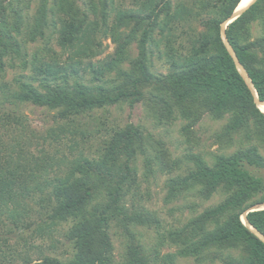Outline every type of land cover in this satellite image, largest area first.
Here are the masks:
<instances>
[{
    "label": "trees",
    "instance_id": "1",
    "mask_svg": "<svg viewBox=\"0 0 264 264\" xmlns=\"http://www.w3.org/2000/svg\"><path fill=\"white\" fill-rule=\"evenodd\" d=\"M241 1L134 0L135 9L112 8L115 17L111 25L104 22L102 32L115 44V51L102 61H95L103 53L97 39L99 23L89 21L85 12L67 1L66 5L58 3L56 43L62 52L68 53V58L62 61L47 46L43 55L36 54L31 61L32 79L40 83L43 91L24 83L10 97L16 105L32 103L59 110L58 117L65 122L59 131L81 133L83 137V141L73 140L72 151L79 147V141L84 142L90 136L89 129H80L82 119L90 118V122L97 123L96 111L124 102L133 106L145 98L146 89L149 101L166 118L175 110L193 121L204 112L216 120L228 117L224 137L233 142L235 136H240V144L247 146L215 156L212 165L195 157L188 175L172 180L173 194L195 191L205 200L220 190L225 194L220 203L192 218L177 241L188 245L181 251L184 256L219 259L223 264H264V241L243 223L244 217L264 236V208L255 209L264 205V176L251 170H264V112L257 106V100L264 102V0H256L224 30L252 88L222 36V25L229 21ZM101 5L106 20L109 1L102 0ZM92 7L96 8L94 3ZM5 12L6 7L0 5V61L9 51L20 52V43L12 32L20 31L21 16L15 12L11 27ZM36 23V31L43 36L42 28L47 25L46 2L39 9ZM133 41L137 42L138 55L130 61V70L125 71L122 65L130 60ZM151 47L156 50L163 47L161 54L169 68L166 75L151 72ZM112 73L121 77L119 84L91 87L82 82L89 76L92 82L105 83ZM76 124L79 132L68 128L71 125L75 128ZM14 125L20 136L15 135L16 143L12 144L4 138L9 133L1 134V130L6 133ZM26 128L22 116L14 112L0 115V226L6 216L18 227L25 199L36 191L44 194V188L51 186L50 219L53 225L72 221L66 237L74 253L65 262L45 256L36 262L26 259L22 264H113L109 234L112 221L123 227L157 223L150 213L129 214L122 204L124 185L133 181L136 172L133 164L143 145L142 133L136 126L113 128L94 156L80 151L71 160L65 158L64 176H56L52 182L45 177L44 187L37 182L41 175L37 172L47 175V169L53 166L37 163L31 150L26 149L27 142L23 145ZM53 134L57 136L56 132ZM100 191L106 193L108 200L88 211ZM129 234L132 242L123 264H150L142 246ZM0 264L13 263L0 253Z\"/></svg>",
    "mask_w": 264,
    "mask_h": 264
},
{
    "label": "rangeland",
    "instance_id": "2",
    "mask_svg": "<svg viewBox=\"0 0 264 264\" xmlns=\"http://www.w3.org/2000/svg\"><path fill=\"white\" fill-rule=\"evenodd\" d=\"M66 1L69 5L73 4L80 12H85L89 21L99 23L97 39L102 44L103 53L95 61H102L115 51V44L102 32L104 22L111 25L115 17L112 8L117 11L137 8L134 0H113L112 5L111 0H108L105 20L102 14V0H0V5L6 7L5 15L11 27L15 20V12L19 13L22 19L20 31L12 32L20 43V52L9 51L0 61L2 62L0 115L14 112L22 116L27 124L23 145L27 142L29 147L26 149L31 150L37 163L47 162L53 166L52 169H47V175L42 171L37 172L38 175L41 174L37 182H42L41 185L43 184L44 187L45 177L48 178V182H52L56 176H64L65 158L71 160L80 151L94 156L101 148L102 140L113 128L132 124L142 133L143 145L133 164L136 170L133 181L124 185L122 204L129 214L150 213L157 219V223L127 224L123 227L112 221L109 234L113 244V264H123L125 261L128 245L132 242L129 232L134 236L133 241L144 249L150 264H223L219 259L182 255L181 251L188 245L177 241V236L185 230L192 218L220 203L225 197L224 192L218 191L209 200L202 199L195 191L176 192L174 195L171 182L178 177L188 175L194 167L195 157H201L212 165L215 156L228 155L247 146L240 144V136H235L233 142L224 137V127L228 117L216 120L209 113L204 112L199 119L193 121L186 119L175 110L172 116L166 118L149 101L150 93L146 89L145 98L133 106L124 102L96 111L94 118L98 120L97 123L90 122V118L82 119L80 129H89L90 136L84 139V142L79 141V147L72 151L70 145L73 140L83 141V137L81 133L72 135L69 132L59 131V127L65 124L58 117L59 110L35 106L32 103L16 105L10 97V93L19 91L24 83H30L40 89V83L32 79L31 61L34 55H43L47 46L52 47L61 56L62 61L68 58V53L62 52L56 43L59 27L57 5L58 3L63 5ZM44 2H46L47 25L42 28V36L36 31V17ZM93 3L96 6L94 10ZM255 30L254 35L257 36L258 32ZM32 36H35L34 40L31 39ZM162 50L163 47L159 50L151 47L153 54L150 57V70L156 76H163L169 72L161 54ZM137 55V42L133 41L130 45V60L122 65V69L129 71L130 61L136 59ZM106 79L105 83L92 82L88 76L82 82L91 87L98 85L109 87L119 84L122 80L116 73L108 75ZM77 125L75 128L73 125L68 128L77 130ZM16 127V125L8 127L6 133L5 130H1V134L9 133L4 138L12 144L16 143L13 139L20 136ZM53 132H56L57 136ZM262 152L264 153V148ZM251 170L264 176L262 169L251 168ZM50 188L51 186L48 189L45 187L44 194L36 191L25 199L22 203L18 227L11 218L6 216L3 218L4 224L0 226V253L5 256L7 262L22 264L26 259L36 262L45 256L65 262L73 257V245L66 237L72 221L52 224L49 216L52 206L49 197ZM107 200L106 193L100 191L87 210L91 211L94 206L97 204L101 206Z\"/></svg>",
    "mask_w": 264,
    "mask_h": 264
},
{
    "label": "bare ground",
    "instance_id": "3",
    "mask_svg": "<svg viewBox=\"0 0 264 264\" xmlns=\"http://www.w3.org/2000/svg\"><path fill=\"white\" fill-rule=\"evenodd\" d=\"M256 0H242L240 2V4L238 5V7L236 8L233 18H236L238 15H240L242 12H244L245 10H247ZM228 22V21H227ZM228 23H224L223 24V29L226 27ZM239 67V66H238ZM239 70L241 73H243V70L241 69V67H239ZM250 87L252 88L251 84H249ZM254 90V89H253ZM257 106L258 108L264 112V102H259L257 100ZM243 222L245 223L246 226H248L251 230H253L254 232H256L254 230V228H252L246 221V219L243 217Z\"/></svg>",
    "mask_w": 264,
    "mask_h": 264
},
{
    "label": "water",
    "instance_id": "4",
    "mask_svg": "<svg viewBox=\"0 0 264 264\" xmlns=\"http://www.w3.org/2000/svg\"><path fill=\"white\" fill-rule=\"evenodd\" d=\"M236 10V9H235ZM235 12V11H234ZM243 13V12H242ZM241 13V14H242ZM240 14V15H241ZM233 15H234V13H233ZM233 15H232V17L229 19V21L228 22H226V23H230V22H232L233 20H235L237 17H239L240 15H238L236 18H233ZM228 25V24H227ZM222 27H223V25H222ZM224 30H225V28L223 29L222 28V36H223V39H224V42H225V44H226V46H227V48H228V50H229V52L231 53V55L233 56V58H234V60H235V62H236V64H237V67L239 66V67H241V69L243 70V73H241L242 74V76H243V78L246 80V82L248 83V85L249 84H251V81H250V79H249V77H248V75H247V73H246V71L243 69V67L239 64V62H238V60H237V58H236V56H235V54H234V51L232 50V48L230 47V45L228 44V42H227V40H226V38H225V33H224ZM239 67H238V69H239ZM240 71V70H239ZM250 86V85H249ZM251 86H252V84H251ZM258 208H264V205L263 206H259V207H257V208H255V209H258ZM244 223V222H243ZM245 224V223H244ZM253 231V230H252ZM254 232V231H253ZM255 234L256 235H258L263 241H264V236H262L260 233H258V232H255Z\"/></svg>",
    "mask_w": 264,
    "mask_h": 264
}]
</instances>
